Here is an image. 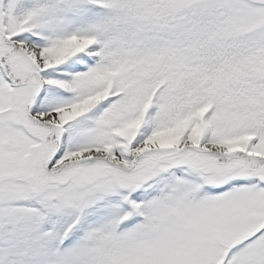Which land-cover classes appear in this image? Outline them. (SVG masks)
Returning a JSON list of instances; mask_svg holds the SVG:
<instances>
[{
	"label": "snow or ice",
	"instance_id": "obj_1",
	"mask_svg": "<svg viewBox=\"0 0 264 264\" xmlns=\"http://www.w3.org/2000/svg\"><path fill=\"white\" fill-rule=\"evenodd\" d=\"M0 264H264V0H0Z\"/></svg>",
	"mask_w": 264,
	"mask_h": 264
}]
</instances>
